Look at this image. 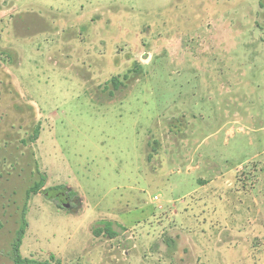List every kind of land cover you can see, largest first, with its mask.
<instances>
[{"label": "rangeland", "instance_id": "1", "mask_svg": "<svg viewBox=\"0 0 264 264\" xmlns=\"http://www.w3.org/2000/svg\"><path fill=\"white\" fill-rule=\"evenodd\" d=\"M253 2L0 0V264H13L40 174L23 258L264 264V226L223 224L249 199L235 178L254 164L264 176V153L252 159L264 148ZM226 171L231 186L216 180ZM101 222L113 238L93 233Z\"/></svg>", "mask_w": 264, "mask_h": 264}, {"label": "crops", "instance_id": "2", "mask_svg": "<svg viewBox=\"0 0 264 264\" xmlns=\"http://www.w3.org/2000/svg\"><path fill=\"white\" fill-rule=\"evenodd\" d=\"M229 1V0H228ZM253 6L256 8L257 11L262 15L263 23H264V0H253ZM257 24V23H256ZM229 59V57H228ZM226 62H224L225 64ZM233 60L227 61V67L230 69H227L228 76H225L226 82L230 83L232 80L229 77V74L231 75V70H233L234 66ZM238 70V68H237ZM226 72V73H227ZM231 80V81H230ZM227 136H232V130L229 129L227 131ZM249 143L254 146V140L250 139ZM261 153H264V148L260 153H255L252 156V159L258 158V156L261 155ZM260 164V163H259ZM253 165V163H252ZM261 165V164H260ZM264 166V162L262 163ZM253 170L255 171L252 178H247L245 175L242 174L237 176L235 179L236 181L240 182L242 185L241 192L244 198H246V195H249V199L246 198V203H241L242 209L233 211L234 217L237 218V220H231L228 222H223L224 227L230 228L231 231L239 232L241 227L246 226H264V176H257L255 173L257 172V167L255 164L252 166ZM260 168V167H258ZM229 175V172H223L219 173V176L216 177V180H219V178L223 179L225 181V184L227 186H231L232 182L227 178L226 176ZM212 182V181H210ZM253 192H257V194H252ZM239 218V219H238ZM255 243L258 244L260 242V231H255L254 235Z\"/></svg>", "mask_w": 264, "mask_h": 264}, {"label": "trees", "instance_id": "3", "mask_svg": "<svg viewBox=\"0 0 264 264\" xmlns=\"http://www.w3.org/2000/svg\"><path fill=\"white\" fill-rule=\"evenodd\" d=\"M112 83H114L115 89H117V87H119L121 84L119 81L116 82L115 79L113 80ZM38 137H39V127L36 126L29 137V141L33 143L38 139ZM45 183H46V175L40 174L39 180L34 182L32 186H30L25 192V199L20 215L21 216L20 225L16 233V237L14 238L11 244L13 264H49V262L47 261L39 262V261L23 258L19 252L22 244V239L28 228L26 221V213H27V207L29 201L33 196L37 195L41 191H44L43 188L45 186ZM92 231L96 235L104 234L109 238H113L116 235V233L112 230L111 222H101L99 225L95 226ZM50 259L53 258L50 257Z\"/></svg>", "mask_w": 264, "mask_h": 264}, {"label": "built area", "instance_id": "4", "mask_svg": "<svg viewBox=\"0 0 264 264\" xmlns=\"http://www.w3.org/2000/svg\"><path fill=\"white\" fill-rule=\"evenodd\" d=\"M154 199H155V200H157L158 198H157V197H155Z\"/></svg>", "mask_w": 264, "mask_h": 264}]
</instances>
